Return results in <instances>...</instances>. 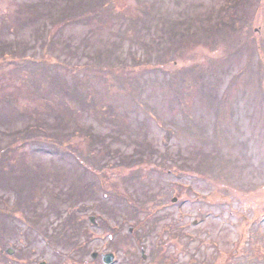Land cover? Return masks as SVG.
<instances>
[{"label":"rangeland","instance_id":"1","mask_svg":"<svg viewBox=\"0 0 264 264\" xmlns=\"http://www.w3.org/2000/svg\"><path fill=\"white\" fill-rule=\"evenodd\" d=\"M120 189L151 206L138 246L109 239L140 220ZM63 198L81 223L61 238ZM92 250L264 264V0H0V264H104Z\"/></svg>","mask_w":264,"mask_h":264},{"label":"water","instance_id":"2","mask_svg":"<svg viewBox=\"0 0 264 264\" xmlns=\"http://www.w3.org/2000/svg\"><path fill=\"white\" fill-rule=\"evenodd\" d=\"M111 258H112V256L109 254V255H107V257H106V261H110L111 260Z\"/></svg>","mask_w":264,"mask_h":264}]
</instances>
